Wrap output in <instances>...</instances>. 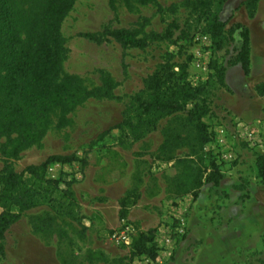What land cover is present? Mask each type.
<instances>
[{"label":"rangeland","instance_id":"374dc122","mask_svg":"<svg viewBox=\"0 0 264 264\" xmlns=\"http://www.w3.org/2000/svg\"><path fill=\"white\" fill-rule=\"evenodd\" d=\"M194 1H74L59 25L63 53L55 79L69 85L71 96L51 98L41 104L44 108L27 106L21 115L4 112L0 120V170L7 166L20 172L52 155L73 157L71 163L51 164L45 173L71 181L67 188L71 195L56 192V197L64 203L72 199L73 215H59L46 204L23 212L0 241L4 251L0 264H145V256L133 255L129 246L113 238L126 225L131 227V240L140 233H153L156 256L166 227L173 229L177 241L164 264H264V231L259 235L261 243L247 247V240L256 239L264 226V185L254 165L264 146L249 148L234 141L237 159L219 160L220 143L235 121L264 119L257 116L264 99L259 100L254 91L256 84L264 82V0L258 1L253 16L246 0H214L212 10L226 28L241 23L249 31V73L245 75L239 64L229 66L223 85L212 75L211 53L195 39L204 24L191 11ZM12 2L22 49L46 0ZM172 21L184 27L188 36L180 37L178 30L166 40L148 37ZM103 28H128L146 39L147 45L122 46L112 39L98 44L79 36ZM233 37L230 49L235 53L241 43L239 30ZM196 58L207 65L208 72L194 67ZM164 59L174 64L175 71L184 70L193 84L200 77L208 79L211 112L203 118L208 141H201L185 112L163 117L140 139L119 125L125 108L135 120V113L126 107L127 96L142 90L144 80ZM5 75L0 64V102L6 100ZM212 161L223 172L222 185L242 187L241 194L235 192V200H228L224 186L204 182ZM59 187L66 189L62 182ZM131 190L140 196L138 205L128 211L151 208L162 220L152 219L142 229L128 216L119 219L118 201ZM165 204L171 212L163 216Z\"/></svg>","mask_w":264,"mask_h":264},{"label":"trees","instance_id":"16d2710c","mask_svg":"<svg viewBox=\"0 0 264 264\" xmlns=\"http://www.w3.org/2000/svg\"><path fill=\"white\" fill-rule=\"evenodd\" d=\"M74 1L46 0L25 39V47L20 49V31L13 2L0 0V64L6 71V82L2 89L6 100L0 102V120L4 119V112L8 111L9 115H21L27 106L40 105L44 108L41 104L51 98L71 96L69 85L57 83L55 79L61 68L63 53V37L59 25ZM225 1L228 0H218V3ZM258 1H245L249 16H253ZM213 5L214 0H195L190 7L197 16V22L204 24L201 33L208 34L211 39L210 69L216 82L223 85L224 72L229 66L239 64L245 75L249 73V31L241 23H234L226 28L225 21L212 10ZM178 30L180 37L188 36L184 27L172 21L162 32L150 33L148 37L151 40H166L172 38ZM237 30L241 43L233 53L234 49L230 47ZM79 36L98 44L112 39L122 46L143 48L147 45L146 39L137 36L135 31L128 28H103L99 33L85 32L79 33ZM207 82L208 79L193 84L184 70L175 71L174 64L164 59L144 80L143 89L133 96H127L129 103L126 107L135 113V120L132 121L130 111L125 108V117L119 125L127 126L132 137L140 139L155 129L156 122L163 117L185 112L204 143L210 137L203 122V118L211 112ZM254 91L258 96H264V82L256 84ZM73 160L72 156L52 155L38 164L26 166L20 172H15L7 166L0 170V241L10 225L19 219L23 212L40 205L46 204L62 216L73 215L72 199L64 203L56 197V192L71 195L67 190L71 181H62L61 176L49 178L45 174L51 164H66ZM254 165L256 177L264 185L263 153L256 155ZM207 172L204 182L215 187L220 186L224 176L219 164L212 161ZM61 182L66 189H60ZM235 188L242 191V187ZM139 196L137 190H131L119 199V219L127 217L129 207L136 204ZM152 234L140 233L136 239L131 240L129 247L133 255L155 258L157 247ZM3 253L0 243V255Z\"/></svg>","mask_w":264,"mask_h":264},{"label":"built area","instance_id":"2783aa9c","mask_svg":"<svg viewBox=\"0 0 264 264\" xmlns=\"http://www.w3.org/2000/svg\"><path fill=\"white\" fill-rule=\"evenodd\" d=\"M196 41L201 42L210 52L211 39L208 34L199 33L196 35ZM194 67L204 72H208V67L201 62L199 58L194 61ZM200 77L197 81H202ZM234 141H239L246 144L249 148H263L264 146V119L259 121H235V125L232 130L227 134V139L220 143L221 149L219 150V160L223 163L235 161L237 159V151L234 149ZM164 231L160 244L159 254L151 259L144 258L145 264H164L167 258L172 254L175 248V242L172 234L173 229L168 226ZM177 233H182V227L176 230ZM131 227L126 225L119 232L113 235V238L118 243H123L127 246L131 243Z\"/></svg>","mask_w":264,"mask_h":264},{"label":"crops","instance_id":"0c3cea01","mask_svg":"<svg viewBox=\"0 0 264 264\" xmlns=\"http://www.w3.org/2000/svg\"><path fill=\"white\" fill-rule=\"evenodd\" d=\"M262 97V99H264V96H258L257 95V98H259V100H260V98ZM263 103H264V101H263ZM258 115L257 116H260V117H264V106H263V108L262 109H260L259 108V111H258V113H257ZM248 115V114H247ZM264 154V153H263ZM223 173V172H222ZM232 178L234 179V177L232 176ZM232 179V181L234 182V180ZM223 181H225V177H223V179L221 180V182H220V186H224V185H222V182ZM226 182H227V180H226ZM233 184H236V183H233ZM204 187V186H203ZM230 187V189L228 188V184L226 183L225 184V186H224V189H225V191H226V194H228L229 195V201H232V200H235V198L238 196L235 192L237 191V192H240V194L242 193V191H240V190H236V189H234L231 185L229 186ZM251 187V186H250ZM202 188V187H201ZM236 194V195H235ZM159 197V196H158ZM200 197H204V194H202V195H200ZM159 198H161V197H159ZM198 200H202L201 198H198ZM136 205H138V204H136ZM181 205H183V204H181ZM244 205H246V204H244ZM182 206H180V208H181ZM168 205L167 204H165V213L163 212V216H166V214H170V212H171V209H169L168 210ZM134 210V208H132L131 210H129L128 211V213H127V216H128V219H131L132 221H136V222H138L139 223V225L141 226V228L142 229H147L148 228V223L152 220V219H155V221L154 222H158V221H160V220H162V218H161V216L160 215H158V213L157 212H154L153 211V209H137L138 210V212H132ZM223 212H226V210L225 211H223ZM179 213V212H178ZM226 214V213H225ZM180 215V214H179ZM225 216H227V215H225ZM242 216H246L245 214L244 215H240V217H242ZM239 219V218H238ZM155 223V224H156ZM163 225H161L159 228L161 229V227H162ZM264 231V226L262 225V228H260L257 232H256V234L258 235L257 237H256V239H251V240H247V247L248 248H251V247H254V245H256V244H259V243H261L262 242V237H260L259 235L260 234H262V232Z\"/></svg>","mask_w":264,"mask_h":264}]
</instances>
